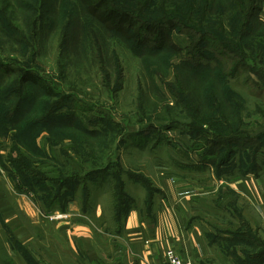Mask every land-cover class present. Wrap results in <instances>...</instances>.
Returning a JSON list of instances; mask_svg holds the SVG:
<instances>
[{
    "label": "rangeland",
    "instance_id": "1",
    "mask_svg": "<svg viewBox=\"0 0 264 264\" xmlns=\"http://www.w3.org/2000/svg\"><path fill=\"white\" fill-rule=\"evenodd\" d=\"M20 4L23 5L22 9L18 8ZM71 12L69 0H48L47 3L45 0H0V14L23 32H30L27 21H30L35 14L44 15L39 22V35L33 38L29 36L30 41L22 48L19 44L9 42L5 35L0 33V63L31 67L50 84L55 85L59 92L72 97L62 101L64 102L60 110L62 112H58L57 115L76 110L79 111L77 118L86 122V125L89 123L93 128L95 127L94 129H98L106 121L119 125L118 133L106 131L105 136L99 138L103 142L109 140V144H105L102 152L95 150L98 146L92 154L93 150L89 152L90 147L87 144V148H84L80 155L83 167L67 160V156L63 153L65 150L69 157H73L74 149L69 143V137H66L72 133L71 130L65 132L63 128L52 126V133H50L55 135L54 142L57 140L62 142L49 144V125L52 122L42 123L34 128L37 131L34 134L37 146L49 158L36 167L49 175H54L61 168L64 175L83 176L88 171H92L88 177L83 176L85 185L89 188L91 196L93 195L101 202V208L106 209V214H103L104 221L107 223L106 226L109 223L108 228L112 233L119 225L115 221L114 183L109 180L113 177L111 171L121 170L123 192L127 193L131 199L146 200L153 179L152 171L170 164L169 161L171 162L175 154L179 158L192 155L196 159H204L215 168L221 163L224 167L222 172L225 173L235 170L242 172L238 168L252 170L255 166L261 167L264 163V57L248 55L249 57L246 58V64L256 73L244 67L233 75V64L240 62L238 58H235L233 61H226L224 67H221L220 72L226 71L224 75L223 73L216 75V72L212 70L207 74L190 76L182 68L180 74L176 76L174 66L180 63L183 57L189 55L188 50L194 38L173 31L172 39L181 50L176 54L163 53L152 56L150 49L134 47L132 43L127 44L109 34L106 46L109 51L107 63L112 64L113 72L102 78L96 74L94 65L89 67L84 64L80 56L82 49L72 48L77 38L83 39L87 36L79 34L73 18H70ZM257 13L264 20V0L260 2ZM230 33L231 30L223 36L232 40ZM94 37V40L92 38L91 42L87 41L85 44L88 47V54L91 48H95L93 51L101 49L98 36L94 35ZM260 39L263 42V32L253 38L255 43H258ZM237 48L242 54H248L241 46ZM208 53L214 55L213 52ZM211 65L214 66L212 62ZM205 68L203 64L202 69L206 70ZM26 87L25 93L29 96L38 93V90L36 91V88L29 84ZM214 88L218 91H215L216 95L212 96L211 91ZM208 93H211V98ZM177 94L180 95V99L176 96ZM192 95L207 96L209 110H212L211 105L220 106L229 116L231 128L229 130L221 128L215 132L207 126L194 123L189 108L187 109L190 106L189 96ZM214 98H216L215 101ZM41 99V102L59 101L57 96L54 98L42 96ZM203 110L204 108H201V111ZM83 116L88 119L85 120ZM34 117L35 114H31L27 118ZM51 120L55 118L52 117ZM109 127L108 125V130L111 129ZM6 128V125L0 124V145L5 144V148H9L8 156L12 153L11 139L15 134L14 131L5 132ZM122 133H124L123 136ZM126 135L134 137L129 138ZM133 138H135L134 141ZM212 145L215 147L214 150ZM185 150H188L189 154ZM13 157L15 158L13 155L11 159ZM12 164L7 158L5 163L0 165V173L7 175L10 171L14 172L15 168ZM107 164L109 173L106 175L101 173L98 175L94 172ZM78 176L76 178L80 179ZM133 176L140 178L139 181ZM0 183L5 194L11 199V192L5 185V180L3 179V182L0 180ZM32 184L34 188L30 187L36 196L34 200L39 199L42 203L41 198L44 195H50L43 190L49 184L47 182ZM80 196L82 197L78 192L77 197L80 198ZM10 202L13 204V201L10 200ZM45 207L48 208V206ZM103 226H99L97 231L99 234H103L100 231L103 230ZM261 227L262 230L252 231L248 227L239 226L237 228L241 233H235V237L238 236L237 239L240 240V236L245 235L264 244V225ZM104 233L107 232L104 231ZM9 239L10 237H6L0 229V255L4 253L8 255L6 249L10 246L19 253L26 254L29 264H38V260L30 257L20 243L11 242ZM107 241V238H98L97 243L102 245ZM95 246L98 254L101 255V262L107 263L109 259L105 257L104 250L102 251L103 246L102 248ZM247 248L250 249V246L247 245ZM257 249L258 247L254 246L251 250ZM4 261L7 264H13L11 256L5 257ZM64 262L91 264L85 258L75 262L66 256Z\"/></svg>",
    "mask_w": 264,
    "mask_h": 264
},
{
    "label": "trees",
    "instance_id": "2",
    "mask_svg": "<svg viewBox=\"0 0 264 264\" xmlns=\"http://www.w3.org/2000/svg\"><path fill=\"white\" fill-rule=\"evenodd\" d=\"M47 1L45 0V3ZM69 2L72 8L70 18H73L75 28H77L79 34L87 36L83 39L77 38L72 48L82 49L80 56L84 64L89 67L94 65L96 74L102 78L113 72L112 64L107 63L109 51L106 46L109 34L127 44L132 43L134 47L150 49L152 56L162 55L163 53L176 54L181 50L180 46L172 39L171 34L173 31H178L194 38V42L188 50L189 55L183 57L180 63L174 66L176 76L180 74L182 68L190 76L207 74L209 73L208 71L212 70L216 72V75L221 73L224 75L226 71L220 72L221 67H224L226 61H233L235 58H238L240 62L233 64V75L244 67L255 72L251 69L252 67L250 68L246 64V58L249 57L248 55L251 57H264V39L263 42L261 39L258 40V43L253 40L260 33H264V20L257 13L262 0H69ZM18 8L22 9L23 5L20 4ZM43 16V14H35L30 21H27L30 29L28 33V31L23 32L22 29L20 30L17 25H14L9 19L0 14V33L4 34L9 42L19 44L22 48L27 45L26 43L30 41V38L39 35V22L42 21ZM230 30L232 40L223 36L228 34ZM94 35L98 36L101 49L98 48L93 51L95 48L92 49L90 47L88 54V47L85 44L87 41L91 42L92 38L94 40ZM240 46L248 54H242L237 48ZM208 52H213L214 55H210L211 53L209 54ZM211 62L214 66L211 65ZM203 64L206 70L202 69ZM149 75L151 76L150 72ZM151 81L153 82L152 79ZM27 84L36 88L38 93L32 96L26 94ZM215 91H218V89L214 88L211 91L212 96L216 95ZM211 93L208 94L210 95ZM42 96L49 98L57 96L59 101L41 102ZM176 96L180 99L179 94ZM189 97L190 106L187 109L189 108V113H191L194 123L207 126L208 129L215 130V132L221 128L225 130L231 128L229 116L220 106L213 107L211 105L212 110H209L208 105L210 104L207 96L192 95ZM68 98L72 97L59 92L55 85L50 84L33 68L0 63V124L6 125L5 132L9 130L14 131L15 134L13 139H11L12 153L7 158L13 163L15 174L20 180V187L24 185L27 188L29 187V190H32L30 186L34 188L32 184L34 182H47L49 184L43 190H46V194L50 195H44L41 198L44 201H42V204L48 206V208L45 207L47 211L63 210L68 201L78 196V192L79 195H82L80 198L83 203L87 204L91 194L89 188L85 185L86 181L83 176L88 177L92 174V171H88L83 176L75 174L64 175L61 168L53 176L37 168V165L43 164L49 158L37 146V140L34 137L37 131L34 128L42 123L50 124L52 122L51 126L49 125V144L62 142L58 140L54 142L53 136L55 135L51 134L52 126L63 128L65 132L71 130L72 133L66 137H69V143L74 149L73 157H69L65 150H63V153L67 158L73 159V162L82 167L83 163L80 155L81 151L87 148V144L91 148H88V151L93 150L92 154L95 153L94 149L98 146L95 150L102 152L105 144H109V140L103 142L99 139L105 136L104 132L118 133L117 126L119 125L110 121H106L98 129H94L95 127L93 128L89 123L86 125V122L84 123L77 118L76 115L79 111L76 110L57 115L58 112H62L60 111L64 104L62 101ZM215 99L213 100L215 101ZM201 108H204V110L201 111ZM31 114H35V117L28 119V115ZM52 117L55 120L52 121ZM83 118L85 120L88 119L84 116ZM108 125L111 127L110 130L107 129ZM126 136L129 138L134 137L132 135ZM134 140L135 138H133ZM120 141L122 140L120 139ZM212 149H215L213 145ZM13 155L15 158L11 159ZM217 166L222 167L221 163ZM97 169L94 172H97L98 175L99 173L102 175L109 173L108 164ZM238 169L242 170V172L256 171L258 166H255L252 170ZM111 172H113V177L109 180L114 183L113 195L116 202L114 214L115 219L119 221L126 214V206L132 202V199L127 193L123 192L121 179L123 173L121 170ZM77 176L80 179H77ZM133 178L137 179V181L140 179L134 176ZM69 184L72 185L70 186ZM148 192L149 199L154 194L155 189L150 185ZM235 233L232 236L234 240L241 241L246 245L243 250L248 256L243 259V264H255V260L261 261V258L264 259L263 243L245 235H243L245 238L241 235L239 240L237 239L238 236L235 237ZM247 245L250 246V249L247 248ZM254 246L258 247L255 251L251 250Z\"/></svg>",
    "mask_w": 264,
    "mask_h": 264
},
{
    "label": "crops",
    "instance_id": "3",
    "mask_svg": "<svg viewBox=\"0 0 264 264\" xmlns=\"http://www.w3.org/2000/svg\"><path fill=\"white\" fill-rule=\"evenodd\" d=\"M7 152L9 148L1 144L0 165ZM169 163L152 171L154 194L146 200L133 198L124 217L115 220L119 227L114 233L104 221L106 209L93 195L87 204L78 197L71 199L61 210L69 217L49 221L45 214L50 211L34 200L33 191L19 186L15 169L0 173L12 196L9 199L0 183V229L38 264H68L65 256L75 262L85 258L91 264H103L95 245L103 246L109 259L104 264H163L167 250L191 264H243L248 256L245 244L232 236L241 233L239 226L262 230L264 163L256 171L226 173L221 166L215 168L192 155L179 158L175 154ZM102 225L103 234H99ZM98 238L108 241L99 245ZM6 250L8 255H0V264H7V256L13 264H29L26 254L10 246ZM255 264H264V259Z\"/></svg>",
    "mask_w": 264,
    "mask_h": 264
},
{
    "label": "built area",
    "instance_id": "4",
    "mask_svg": "<svg viewBox=\"0 0 264 264\" xmlns=\"http://www.w3.org/2000/svg\"><path fill=\"white\" fill-rule=\"evenodd\" d=\"M45 217L49 221H63L69 217V214L65 211H50L45 214ZM163 264H191L189 261L182 260L174 251L167 250L166 259Z\"/></svg>",
    "mask_w": 264,
    "mask_h": 264
}]
</instances>
